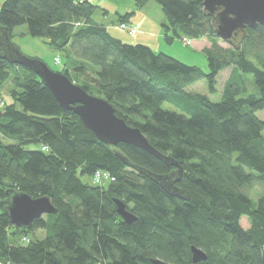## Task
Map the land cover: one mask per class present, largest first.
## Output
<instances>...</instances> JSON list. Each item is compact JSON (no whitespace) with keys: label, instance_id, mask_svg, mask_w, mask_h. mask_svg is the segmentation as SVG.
Listing matches in <instances>:
<instances>
[{"label":"trees","instance_id":"obj_1","mask_svg":"<svg viewBox=\"0 0 264 264\" xmlns=\"http://www.w3.org/2000/svg\"><path fill=\"white\" fill-rule=\"evenodd\" d=\"M148 1L134 0L138 7ZM155 1L168 44L177 38L184 43L183 37L210 41L203 50L208 71L115 36L94 18L95 11L107 16L108 9L91 0L2 1L0 25L11 39L15 27L26 25L30 35L64 51L59 72L101 94L151 145L177 160L183 167L177 185L190 199L169 195L132 167L168 174L175 166L134 145L100 141L34 71L0 57V91L13 70L24 72L13 79L8 103L0 102V264H152L150 258L264 264V121L256 114L264 109V46L253 51L264 41V26L247 29L239 48L224 47L204 0ZM132 14H119L115 23L134 25L126 21ZM229 67L220 101L189 89L205 80L209 94L217 93V78ZM247 73L257 92H249ZM97 171L114 179L94 184ZM12 191L48 196L57 212L29 229L13 225L5 213ZM114 198L137 219L125 222ZM38 230L44 237L36 236ZM192 246L208 258L193 262Z\"/></svg>","mask_w":264,"mask_h":264},{"label":"water","instance_id":"obj_2","mask_svg":"<svg viewBox=\"0 0 264 264\" xmlns=\"http://www.w3.org/2000/svg\"><path fill=\"white\" fill-rule=\"evenodd\" d=\"M204 13L211 17L215 33L229 45L239 48L248 37L247 29L264 26V0H204ZM0 57L11 64L24 66L34 71L51 90L59 105L77 114L84 126L96 137L108 144L127 143L139 147L157 157L167 165L176 168L168 174L153 173L145 168L132 165L124 156L123 161L132 165L142 174L159 184L169 195L190 199V194L177 185L183 174V167L173 157L161 153L148 141L140 128L129 125L116 114L115 107L105 98L97 97L72 81L67 75L53 70L39 58L25 55L15 45L6 27L0 25ZM117 213L127 223L137 219L121 199L114 198ZM5 213L10 222L18 227L29 229L36 219L46 214H54L57 208L48 196L33 197L26 192L12 191L6 199ZM193 262L208 258L206 252L192 246ZM152 264H175L159 258H150Z\"/></svg>","mask_w":264,"mask_h":264},{"label":"rangeland","instance_id":"obj_3","mask_svg":"<svg viewBox=\"0 0 264 264\" xmlns=\"http://www.w3.org/2000/svg\"><path fill=\"white\" fill-rule=\"evenodd\" d=\"M3 0H0V5L2 3ZM129 3H135L134 0H104L101 3V6L103 8L108 9V15L105 16L102 13V10H97L94 13V18L100 22H106L107 25H109V19L115 17V10L117 9H122V6H127ZM106 17V18H105ZM112 24L114 25V23H110L111 26H109L108 28L110 29L111 33L114 34L117 37H122V39L126 40L129 39V41H135L136 37L135 36H131L127 33V31L120 29V27L118 26H112ZM116 25V23H115ZM117 27V28H115ZM118 29L120 32L118 31ZM138 33V32H137ZM164 42L162 44V48L168 52H177V53H187V55L190 57V59H180L188 64H194V65H198L200 67H202L205 71H208V65L206 63V57L204 56V54L199 53V52H194V50L191 48L190 45H184L183 42L177 40L176 42L172 43V44H168V42L165 40V38H163ZM12 42L19 46L21 51L29 56V57H34V58H39L41 60H43L44 62H46L53 70L56 71H60L62 70V67L64 66V61H65V57H66V53L64 51H58L55 48H53L46 39L42 38V37H38V36H32L28 33V29L26 25H19L17 27H15V29L13 30V36H12ZM219 43L224 46V47H229V44L226 43L225 41H223L221 38L219 39ZM170 45H172V47L170 48ZM156 48H159L157 45H154ZM264 46V41H260L259 43H257L256 45H253V51L256 52L258 51L259 48ZM263 55H264V49H262ZM254 53H252L251 59L258 65V62L255 61L257 58L254 57L253 55ZM60 55V57L62 58L61 64H57L58 62L56 61V58H58ZM56 56V57H55ZM55 59V60H54ZM189 60V61H187ZM258 60V59H257ZM57 63H56V62ZM259 61V60H258ZM67 63V61H66ZM69 66V70L71 71V74H74L73 72V66L71 64H67ZM67 66V67H68ZM262 67V65L260 66ZM13 70L12 73V77L11 79H9L6 84L4 85V87L2 88V90L0 91V102L3 100L6 103H8L10 97V92L13 88V79L17 76V75H24L23 69H17ZM230 72H231V67L224 69L223 71L220 72L218 78H217V90L218 92L215 94H209L208 92V85L206 83L205 80H201L193 85H191L189 87V89L193 92H199V93H204V94H208L211 97V100L218 102L221 99L222 96V91L225 85V82L227 81V79L230 76ZM244 80L246 82V85L248 87L249 92L254 93L257 92L256 86H255V80H254V76L253 74H244ZM91 94L97 96V97H101L102 95L99 94L96 91H92ZM2 103V102H1ZM164 106L166 108H172L174 109L175 107L169 103H165ZM0 108H2L1 104H0ZM257 116L262 119L264 121V109L262 110H258L256 112ZM264 134V131H263ZM85 182H90V178L85 177L84 178ZM104 181L106 183L110 182V179H107L106 177L104 178ZM242 224L244 225V227H249L250 223L248 222V220L246 218L242 219ZM45 232L44 230H38L36 231V236L42 238L44 237ZM29 237V236H28ZM24 239L27 240V237H24Z\"/></svg>","mask_w":264,"mask_h":264},{"label":"crops","instance_id":"obj_4","mask_svg":"<svg viewBox=\"0 0 264 264\" xmlns=\"http://www.w3.org/2000/svg\"><path fill=\"white\" fill-rule=\"evenodd\" d=\"M91 1L101 6L102 1L104 0H91ZM122 7H123L122 9L115 10V15L118 16L119 14L133 12V14L129 16L126 21L138 27V33L136 35L137 37L135 36L136 40L131 41V43L148 44L157 52L160 51L165 52V50L162 48L163 47L162 44L164 42L163 41L164 32H163L162 22L164 21L165 17L159 4L155 0H149L145 5L141 7H138L135 3H129L127 6H122ZM116 16L109 19L108 27L111 26L110 23H114V25L112 24V26H118V23H116L115 25ZM118 31L120 30L118 29ZM122 37L120 38L122 39ZM177 40L181 41L180 38H177L173 41V43L176 42ZM124 41L130 42L129 39H126ZM210 44H211L210 41L206 37H203L200 39H193L190 46L194 50V52H199L202 54L204 48L210 46ZM154 45H157L159 48H156ZM171 47L172 45H170V48ZM165 53L170 54L179 59H185V60L190 59V57L187 55L186 52L183 54L181 53L179 54L173 51L172 52L166 51Z\"/></svg>","mask_w":264,"mask_h":264},{"label":"built area","instance_id":"obj_5","mask_svg":"<svg viewBox=\"0 0 264 264\" xmlns=\"http://www.w3.org/2000/svg\"><path fill=\"white\" fill-rule=\"evenodd\" d=\"M119 26L123 30L127 31V33L129 35H131V36H135L137 34V32H138V27L135 26V25H129V24H126V23L123 22V23H120ZM183 41H184L185 44H191V40L189 38H187V37H183ZM56 61L60 62L59 57L56 58ZM46 148H47V146H43V149H46ZM105 177L107 179H110V180L114 179L113 177H111V175L109 173H105V172L102 173L100 171H97L95 173L92 181H93L94 184H103V183H105V181H104Z\"/></svg>","mask_w":264,"mask_h":264}]
</instances>
